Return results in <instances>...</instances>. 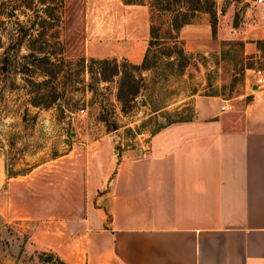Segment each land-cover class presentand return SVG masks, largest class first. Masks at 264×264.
<instances>
[{
  "label": "rangeland",
  "instance_id": "rangeland-1",
  "mask_svg": "<svg viewBox=\"0 0 264 264\" xmlns=\"http://www.w3.org/2000/svg\"><path fill=\"white\" fill-rule=\"evenodd\" d=\"M49 1L0 0V55L8 44L13 45L8 50L18 54L37 49L39 43L46 51L57 50L48 35L54 29L48 21L58 9ZM124 1L145 4L155 30L144 67L132 68L125 57L108 56L118 69L111 75V61L102 70L98 57L69 54L63 48L58 71L47 84L56 98L47 106L29 103L28 85L19 74L5 82L12 79L14 86L0 94V158L6 175L12 176L1 189L0 264H57L53 258L42 261L39 254L50 252L63 259L65 250L81 252L74 239L85 233L79 217L83 212L75 209L88 200L82 183L90 170L104 177L121 150L148 147L164 124L190 118L192 96L218 95L231 104V111L264 96V84L252 87L247 69H264V43L256 44L252 34L264 19L256 13L255 0H213L215 28L219 10L230 17L225 34L230 24L236 32L220 40L217 51L188 52L184 64L176 54L182 39L179 34L175 39L166 36L168 22L187 11L191 22L204 14L210 25L208 12H190L191 0ZM164 5L169 9H162ZM200 5L205 6L203 0ZM62 29L63 18L59 34L64 45ZM38 31L44 34L31 45ZM244 31V41L261 49L244 47L238 38ZM131 75L138 91L123 105L118 98L120 80Z\"/></svg>",
  "mask_w": 264,
  "mask_h": 264
},
{
  "label": "crops",
  "instance_id": "crops-1",
  "mask_svg": "<svg viewBox=\"0 0 264 264\" xmlns=\"http://www.w3.org/2000/svg\"><path fill=\"white\" fill-rule=\"evenodd\" d=\"M254 6L264 18V0ZM62 10L69 54L142 60L145 4L63 0ZM216 14L214 35L204 14L179 27L185 51H217L236 32L230 24L226 35L230 17ZM260 22L256 39H264ZM242 33L244 47L257 51ZM224 101L192 96L190 118L164 124L148 147L121 150L104 177L90 170L88 200L75 209L83 212L85 233L74 239L81 252L63 251L66 264H264V96L239 111L220 109ZM10 176L0 158V199Z\"/></svg>",
  "mask_w": 264,
  "mask_h": 264
},
{
  "label": "trees",
  "instance_id": "trees-1",
  "mask_svg": "<svg viewBox=\"0 0 264 264\" xmlns=\"http://www.w3.org/2000/svg\"><path fill=\"white\" fill-rule=\"evenodd\" d=\"M176 1V0H175ZM131 2V1H126ZM205 6L200 5V0H191L190 12L196 11H206L210 15V28L211 33L214 35L215 33V10L213 8V0H203ZM131 3H140V2H131ZM50 6H57L58 12L54 15L50 21H48V25L50 27H54L48 34L50 39L52 40V46L56 45L57 50L53 49L50 51L44 50L43 46L39 43L37 49L33 47H29V51L26 53L18 54L16 50L9 51L8 49L13 47V45H7V48H4L0 55V94L2 93L3 88H9L14 86V81L10 79L8 83H5L11 74L16 75L19 74V77L25 80L26 85H28L29 92V103L34 106H47L55 100V96L50 95V90H47V84L49 80L55 77L56 72L58 71V63L60 59V54L63 51L64 45L60 39L59 28L61 27L62 21V6L63 0H50L48 2ZM162 9H169L168 5H164L161 7ZM185 12L182 11L179 17H174L170 19L167 25V37L168 38H178V29L182 24L191 22V18ZM192 14V13H190ZM44 34L43 31H38L35 37H32L31 45L34 42L38 41L40 37ZM25 33L23 34V36ZM21 36V37H23ZM156 38L155 30L153 25H149V38L147 42V46L142 57L140 64L138 63H130L132 68L144 67V63L147 59L148 49L152 41ZM21 38H18L16 43L20 44ZM259 42L264 43V39H256V44ZM15 43V42H14ZM258 49L261 47L256 46ZM172 51H168L166 54L168 56ZM176 54L182 58L183 64L184 59L190 56V53L186 52L182 47L176 50ZM59 56V57H56ZM98 63H103L101 69L107 68L106 63L109 61L112 62V68L110 70V74L114 75L118 72L117 64L115 59H107V58H99L96 59ZM181 63V62H180ZM37 72V73H36ZM40 75V76H39ZM37 76V77H35ZM120 86L118 88V98L122 102L123 105L129 104V102L136 96L138 91L137 80L133 79L132 75L127 77L124 80H120ZM50 252L42 251L39 254V258L43 261L50 260L53 258V261L57 264H66L61 258L58 256H53Z\"/></svg>",
  "mask_w": 264,
  "mask_h": 264
},
{
  "label": "built area",
  "instance_id": "built-area-1",
  "mask_svg": "<svg viewBox=\"0 0 264 264\" xmlns=\"http://www.w3.org/2000/svg\"><path fill=\"white\" fill-rule=\"evenodd\" d=\"M260 1V0H256ZM250 70L251 75L253 76V80L250 82L251 85L253 86H260L264 84V69L263 68H247ZM231 107V104L228 102H223L220 105V109H228ZM80 110H83L80 108Z\"/></svg>",
  "mask_w": 264,
  "mask_h": 264
}]
</instances>
